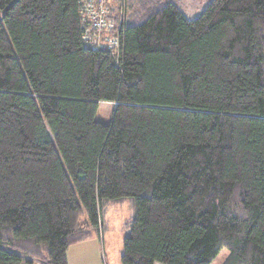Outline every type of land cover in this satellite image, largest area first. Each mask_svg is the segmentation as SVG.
<instances>
[{"label": "trees", "instance_id": "trees-1", "mask_svg": "<svg viewBox=\"0 0 264 264\" xmlns=\"http://www.w3.org/2000/svg\"><path fill=\"white\" fill-rule=\"evenodd\" d=\"M156 1L113 53L80 0H0V264H69L128 197L123 264H264V0Z\"/></svg>", "mask_w": 264, "mask_h": 264}, {"label": "rangeland", "instance_id": "rangeland-1", "mask_svg": "<svg viewBox=\"0 0 264 264\" xmlns=\"http://www.w3.org/2000/svg\"><path fill=\"white\" fill-rule=\"evenodd\" d=\"M117 2L119 12L127 20L136 9L130 0H113ZM157 3H174L189 19L198 17L211 0H157ZM124 9L121 11V7ZM128 22V21H127ZM115 104L101 102L98 106L96 119L100 122L110 123ZM135 216V203L133 198H124L121 201H108L105 203L103 219L99 230L92 228L87 240L72 244L67 252L69 264H123L121 257L124 250V238L129 233L128 223ZM83 220H88L86 215ZM229 254L228 248H223L212 264H222ZM35 264H47L42 260L32 259Z\"/></svg>", "mask_w": 264, "mask_h": 264}, {"label": "built area", "instance_id": "built-area-1", "mask_svg": "<svg viewBox=\"0 0 264 264\" xmlns=\"http://www.w3.org/2000/svg\"><path fill=\"white\" fill-rule=\"evenodd\" d=\"M80 4L82 15H84L83 17L87 24L91 27L83 35V38L95 48H108L113 53L119 52L120 25L114 28L113 19L109 17L112 16L113 12V0H80ZM123 9L124 5L123 8L121 7V11ZM121 19H123L122 13H120Z\"/></svg>", "mask_w": 264, "mask_h": 264}]
</instances>
